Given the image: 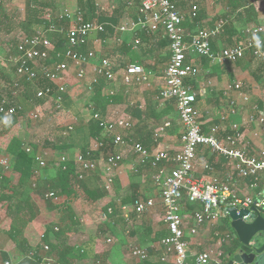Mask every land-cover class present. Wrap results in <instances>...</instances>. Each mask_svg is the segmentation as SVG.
I'll use <instances>...</instances> for the list:
<instances>
[{
	"label": "crops",
	"instance_id": "obj_1",
	"mask_svg": "<svg viewBox=\"0 0 264 264\" xmlns=\"http://www.w3.org/2000/svg\"><path fill=\"white\" fill-rule=\"evenodd\" d=\"M140 1L94 0L95 16L91 20H85L98 22L104 29L101 32L91 33L84 44V50L80 51L95 52V59L91 64L96 63L100 57L108 58L113 65L115 74L113 80L100 78L99 82L89 89L87 86L93 76L90 65L86 68V76L78 79L75 65L69 60L67 61L68 69L53 81L39 76L36 82H27L25 78L18 77L11 66L15 80L9 84L7 94L3 92L6 87L0 80L2 86L0 95L11 96L13 83L18 81L21 85L15 96L17 105L23 111L29 108L38 112L44 110L52 112L51 115L48 113L46 115L57 122L56 129L43 137L33 136V131L24 132V134L16 133L25 147H31L34 153L43 156L46 154L43 148H55L57 166L62 156L74 161L79 154L96 160L105 158L108 152L122 154V159L111 172L112 182L108 187L105 186V175L101 168L83 174L81 179L89 191L102 194L96 200L87 197L83 186L78 184L73 186L68 202L72 204L78 221L76 230L57 239L50 232L46 240L49 245L57 247L51 249L55 264H172L173 255L166 252L165 247L160 243V240L168 236L169 232L163 219L161 186L154 176L161 168L164 173H168L176 164L170 159L154 166L149 158H144L136 152L133 145L141 144L149 154L166 149L172 158L180 147L179 137L182 128L174 100L163 101L159 96L165 83L164 70L170 55L169 41L160 26L152 27L149 22L144 24V27L137 24L139 18L144 19L138 11ZM174 1L184 18L182 29L186 42H189L190 38L199 31L212 30L220 20L223 21L220 30L211 37L212 51L242 44L245 39V29L264 22V12L257 9L258 4L255 0ZM27 2L28 0H23V15L19 21L25 18ZM48 2L50 5L40 8L44 11L46 18L49 14L56 17L59 14L79 13L77 0H48ZM194 5L197 6L195 11L192 10ZM61 21H64L63 27L66 29L69 20L65 18ZM17 24L18 29L12 32L10 38H6L9 43L15 42L18 34L32 35L36 31L45 30L43 26L33 24L29 31L25 32L20 24ZM120 26H125L126 29L120 31L118 29ZM47 36L52 44L50 53L66 47L63 44L61 49L54 50L53 46L58 39L64 40V38H57L55 34ZM262 37L264 50V33ZM135 39H139V43L135 44ZM13 52L15 55V49ZM8 57L9 55L4 59ZM56 61L57 59L53 56L44 63L53 67ZM185 61L197 68L196 75L187 77L185 84L196 94L194 107L198 112L201 131L210 134L214 127L215 135L220 139L235 135L237 132L241 136V142L237 147L243 148L247 155L254 158L264 157V61L254 56L251 51H246L235 62L223 63H213L207 56L188 51ZM135 63L143 67L148 76L147 82L123 81L125 66ZM40 79L53 82L60 92L67 95L62 101L61 109L53 112L52 99L55 97L53 93L52 96H46L47 99L42 103L41 108L30 105L24 94L28 88L27 84L36 88L51 89L45 81L43 86L37 87L36 83ZM235 82H240L238 89L232 87ZM240 94L247 96V100H244ZM92 111L100 113L108 120L122 117L129 121L131 125L128 128L117 130L129 144L112 145L111 138L92 117ZM260 118H263V122L259 121ZM10 119L11 117L5 120L8 123ZM88 119L95 120L101 127L98 135L87 134L86 128L79 123ZM69 121L78 123L72 130H62L60 125ZM166 123L168 124L165 125ZM234 125L238 129H234ZM95 137L103 140L106 146L98 150L93 149L92 143ZM75 168L79 172L76 163ZM55 172L49 171L46 167L41 170L38 177L39 186H47V179ZM194 174L196 178L207 180L216 178L221 182H227L235 193L242 197L256 198L264 187L262 179L255 183L251 177L238 176L225 157L218 156L206 146L198 148ZM229 176L231 178H228ZM46 189L44 192L48 190ZM79 198L83 200L80 204ZM147 199L154 200V204L145 211L137 213L133 206L134 202ZM52 200L60 202L61 199L57 196V199ZM182 203L181 217L184 237L188 244L186 264H195V255L208 249L214 250L212 257L219 260L218 264H222L224 253L232 247L231 240L227 242L220 240L229 233L226 227L229 225L228 219H225L226 215L223 213L214 225L206 223L197 227V232L192 234L190 229L195 225L193 213L199 205L188 202L186 199H183ZM83 204L86 206L84 207ZM108 208L113 210L112 213L107 212ZM1 214L0 226L4 222L5 212ZM43 215H47L46 217L52 220L59 218V213L55 210L49 213L44 211ZM31 232V228L25 232V237L31 246V254L38 255L41 259L39 264H44L43 241L39 237L42 233ZM232 233L230 237L234 240L236 235L234 231ZM1 236L5 237L2 231H0ZM1 241L4 243L1 244ZM16 247L15 242L9 238L0 240V254L3 252L7 256L3 260L0 258V263L6 260H9L11 264L21 263L24 256L22 252L21 257L12 255V250L14 248L16 250L18 248ZM133 247L145 249L148 258L145 260L134 258L131 255ZM209 264L217 263L212 259Z\"/></svg>",
	"mask_w": 264,
	"mask_h": 264
},
{
	"label": "built area",
	"instance_id": "obj_2",
	"mask_svg": "<svg viewBox=\"0 0 264 264\" xmlns=\"http://www.w3.org/2000/svg\"><path fill=\"white\" fill-rule=\"evenodd\" d=\"M257 9L264 12V0H255ZM197 6H193L195 11ZM138 11L143 18H139L137 24L144 27L147 22L152 27L160 26L169 41V59L164 70V87L160 91L161 100H174L175 108L179 123L181 125L180 147L171 158L166 149L156 151L149 154L147 150L139 143H135L133 148L144 158H149L151 164L157 166L161 161L173 160L175 167L168 173H164L161 168L154 178L161 186L160 199L162 204L163 219L166 223L168 236L163 237L160 243L165 247L166 252L173 255L172 264H186L188 244L184 237L183 222L181 217L182 200L197 203L199 208L194 210V227H191L192 234L197 232V227L203 224L214 225L221 218L225 205L232 207L249 208L254 206L258 209L264 208V187L258 193L256 198L251 196H239L229 186L227 182H221L216 178L207 180L196 178L195 160L197 151L200 146L209 147L218 156L225 157L228 162L236 170V174L241 177H251L256 183L260 179L264 182V157L254 158L247 155L243 148L237 147L241 142V136L236 132L235 135H229L226 138H218L215 135L216 128H212V133L205 134L201 131L198 121V112L194 107L196 94L190 90L185 84L187 77H193L197 73V68L186 63V54L189 52L207 56L213 63L235 62L246 51H251L254 56L264 61L263 37L264 22L251 25L245 29V39L242 44L222 48L217 51L211 50V37L217 33L223 21L220 20L214 29L201 30L194 34L189 42L184 40L182 22L184 20L182 13L178 10L174 0H141ZM49 20L48 27L43 31H36L32 35L18 34L15 42L10 45L15 49L16 54L10 55L4 59L9 66L13 67L18 77H23L27 82L34 83L39 76H43L48 80H55L61 76L67 69V61H71L76 68V78L83 79L86 76L87 66L90 65L93 76L90 79L89 89L99 82L100 78L108 80L114 79L112 62L106 57L98 58L96 63H92L95 59L93 50L82 52L80 47L87 42L91 33L101 32L104 27L95 21H85L80 14H59L56 17L47 15ZM67 18L69 25L65 29L63 26L57 28V24L52 20L60 22ZM57 29L62 33L66 40V47L63 50L54 51V57L57 59L53 67L44 63L49 59L52 44L47 36V32H54ZM120 31L126 29L125 26L118 28ZM135 44L139 43V39H135ZM1 60V59H0ZM3 62L0 61V66ZM4 64V63H3ZM123 81L129 83L132 80L138 83L147 82L148 76L143 67L139 64H128L124 68ZM134 78V79H133ZM232 87L238 89L240 82H235ZM19 84H13V92L11 96L0 95V115L5 119L12 117L17 113L20 107L16 103L15 96L19 91ZM51 89L37 88L36 96H52ZM244 100L247 96L240 94ZM55 110L62 108L61 96H55L52 99ZM38 113V111H37ZM92 117L96 119L102 127L105 134L111 138L112 145H127L126 139L117 131L118 129L128 128L131 124L122 117H115L111 120L103 118L100 113L92 111ZM37 116V114L35 115ZM263 122V118L259 119ZM166 123L165 125H167ZM71 128V127H69ZM234 129H238L236 125ZM106 144L99 137H95L92 148L95 150L105 147ZM26 152H32L31 147H25ZM122 159L120 152H108L105 158L96 160L89 158L83 154L75 157L74 162L78 166L79 178L84 173H91L101 168L105 175V186L108 187L112 182L111 172L116 164ZM67 160L62 156L60 161ZM34 182L32 186H36V181L41 174V170L46 167L44 156L34 153ZM100 161V162H99ZM10 166V158L6 154L0 155V167L8 170ZM228 178H231L230 176ZM45 198L57 199V195L52 190L44 193ZM154 204V200H136L133 204L137 213L145 211ZM112 209L108 208L107 212L112 213ZM107 213V214H108ZM106 215V214H104ZM39 237L43 241L42 250L44 255L42 260L44 264H54V257L50 253V246L45 240V234ZM231 238L225 235L221 242H227ZM214 250H205L197 253L194 257L195 264H209L213 259L217 264L220 263L217 258L212 257ZM131 255L138 260L148 258L145 249L133 247ZM3 264H11L9 260Z\"/></svg>",
	"mask_w": 264,
	"mask_h": 264
},
{
	"label": "trees",
	"instance_id": "obj_3",
	"mask_svg": "<svg viewBox=\"0 0 264 264\" xmlns=\"http://www.w3.org/2000/svg\"><path fill=\"white\" fill-rule=\"evenodd\" d=\"M27 3L28 9L26 10L25 18L18 22L20 26L25 32H28L33 24L43 26V29H46L49 25V20L45 17L44 11L40 10V8H45L47 5H50L48 0H28ZM77 8L83 20H91L95 16L94 0H77ZM4 14V12H1L0 16L4 17ZM52 21L57 24V28L65 26L63 24L64 21ZM48 34H55L57 38H64L63 32L61 33L59 29L54 32H47V35ZM65 43V38L64 40L58 39L57 43L53 46L54 50L61 49V46H63V44L65 45ZM84 46L85 45H82L80 50H84ZM53 56L54 53H50V57L53 58ZM44 81V79H40L38 83H36V86H43ZM45 82L50 85L52 93L55 96H61L62 101L66 99L67 95L60 92L53 82L47 81V79ZM27 86V91L24 94L26 98H28L30 105L34 108H41L42 103L46 101L47 97H37V88L33 85L29 86L28 84ZM1 91L2 86L0 85V92ZM23 112L24 111L20 107L7 124L16 123ZM88 120L79 123L83 124L86 128L87 134L93 136L98 135L101 127L95 120ZM0 121L6 124V120L2 115H0ZM77 123L78 122L75 124ZM73 124L74 122L69 121L64 125H60V128L69 131L75 128V124ZM4 152V154L8 155L10 158L9 169L15 175L16 179L12 181L8 176L0 174V205L4 206L5 212V219L0 226V231L14 241L18 249L23 253L24 256L19 264H39L41 261L40 257L35 253L31 254V246L29 245L28 239L25 237L26 230L31 228V233L45 234V240L49 237L50 232L54 234L56 239L65 236L75 231L78 225L72 204L68 202V198L73 192V186L76 184L83 186L84 193L92 200H96L102 194L99 192H97V194L91 193L84 185L83 180L79 178V172L75 168L73 159L68 158L63 162L59 160V165L57 166L55 174L47 179V186H39L38 179L36 181V186H32L35 179L33 161L34 150L29 153L26 152L24 142L17 135H13L6 141ZM46 188L54 191L61 199L60 202H53L52 199L45 198L44 191ZM51 210H55L59 213L58 220H52L47 218V215H43L44 211L49 213ZM225 219H228L227 216ZM226 227L230 237V233H232L233 230L230 225ZM228 240H231V246L237 243V238L234 240L230 238ZM49 246L50 253L51 249L57 248L55 246L53 247L51 244ZM69 248L72 249L73 247ZM6 257L7 256L1 252L0 258L3 260L6 259ZM0 264H3V262Z\"/></svg>",
	"mask_w": 264,
	"mask_h": 264
},
{
	"label": "rangeland",
	"instance_id": "obj_4",
	"mask_svg": "<svg viewBox=\"0 0 264 264\" xmlns=\"http://www.w3.org/2000/svg\"><path fill=\"white\" fill-rule=\"evenodd\" d=\"M22 5L23 0H18V2L16 0H0V13H5L4 17L0 16V61L6 64L5 66H3L4 64L0 66V80L3 86L6 87V89L3 90V92L6 94L9 91V84L15 80V77L13 76V70L10 68V66H8L9 64L7 62H4L3 59L4 57L13 55L14 53L13 47L9 42H7L8 40L6 38H10L12 32L15 29H18L17 23L23 15ZM8 75L10 76L8 77ZM16 82L19 84V86L21 85L18 81ZM52 110L53 112L56 111L54 106L52 107ZM47 113L49 115L52 114V112H46V110L37 113V111L27 108L24 110L23 116L15 124H5L4 122L0 121V155L4 154L3 151L6 145V141L12 135H16V133L24 134V132L33 131V136H37L39 138L40 136L43 137L49 135L52 130L56 129V120L52 119V117L48 118V115H46ZM36 114L37 116H35ZM44 151L46 152V154L43 155L44 159L46 160V168L49 171L55 172L57 169V160L55 159L56 149L47 147L45 149L43 148V152ZM0 174L8 176L11 180L16 179L15 175L11 172L10 169L3 170L0 167ZM82 201L83 200L79 198V204L82 203ZM83 206L85 207L86 204H83ZM1 212L4 213V206L0 207V216L2 215ZM5 237L8 239L7 235H5ZM5 237L1 236L0 240H4ZM3 243L4 242L1 241V244ZM12 255L16 257L22 256L21 251L18 248L16 250L15 248L14 250H12Z\"/></svg>",
	"mask_w": 264,
	"mask_h": 264
},
{
	"label": "water",
	"instance_id": "obj_5",
	"mask_svg": "<svg viewBox=\"0 0 264 264\" xmlns=\"http://www.w3.org/2000/svg\"><path fill=\"white\" fill-rule=\"evenodd\" d=\"M223 212L237 243L224 253L222 264H264V208L225 205Z\"/></svg>",
	"mask_w": 264,
	"mask_h": 264
}]
</instances>
